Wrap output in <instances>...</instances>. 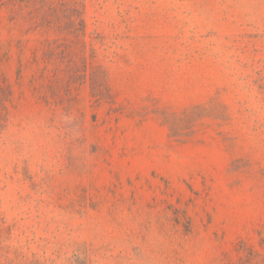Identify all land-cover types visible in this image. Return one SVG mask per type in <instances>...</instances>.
Returning <instances> with one entry per match:
<instances>
[{
	"label": "rangeland",
	"instance_id": "obj_1",
	"mask_svg": "<svg viewBox=\"0 0 264 264\" xmlns=\"http://www.w3.org/2000/svg\"><path fill=\"white\" fill-rule=\"evenodd\" d=\"M0 264H264V0H0Z\"/></svg>",
	"mask_w": 264,
	"mask_h": 264
}]
</instances>
